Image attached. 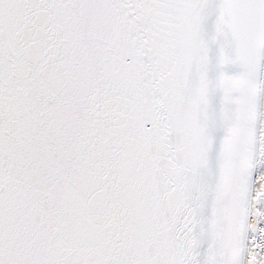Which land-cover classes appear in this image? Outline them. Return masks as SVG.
<instances>
[{"label": "snow or ice", "instance_id": "obj_1", "mask_svg": "<svg viewBox=\"0 0 264 264\" xmlns=\"http://www.w3.org/2000/svg\"><path fill=\"white\" fill-rule=\"evenodd\" d=\"M0 264H264V0H0Z\"/></svg>", "mask_w": 264, "mask_h": 264}]
</instances>
